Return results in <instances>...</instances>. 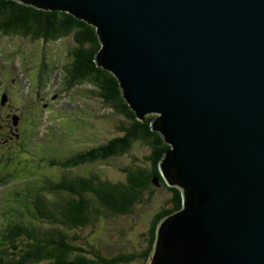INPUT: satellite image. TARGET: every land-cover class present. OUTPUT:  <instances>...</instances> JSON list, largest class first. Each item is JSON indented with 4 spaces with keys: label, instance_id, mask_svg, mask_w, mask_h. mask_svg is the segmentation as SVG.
<instances>
[{
    "label": "water",
    "instance_id": "obj_1",
    "mask_svg": "<svg viewBox=\"0 0 264 264\" xmlns=\"http://www.w3.org/2000/svg\"><path fill=\"white\" fill-rule=\"evenodd\" d=\"M18 1L92 24L96 64L137 119L156 114L182 203L145 264H264V0Z\"/></svg>",
    "mask_w": 264,
    "mask_h": 264
},
{
    "label": "trees",
    "instance_id": "obj_2",
    "mask_svg": "<svg viewBox=\"0 0 264 264\" xmlns=\"http://www.w3.org/2000/svg\"><path fill=\"white\" fill-rule=\"evenodd\" d=\"M0 33L29 36L45 42L71 35L74 46L70 51V61L64 64L63 89L89 83L97 88L108 107L129 122L122 127L121 135L97 146L75 150L64 159H59V153L53 151L52 154L38 149L35 153L31 152L22 126L23 118L22 124H15L10 112L5 115L6 119L0 116V144L11 145L0 149V187L9 184L14 177L9 169V155L18 151H26L31 162L38 160V166L44 163L45 168L57 170L55 177L44 172L40 179L33 178L25 184L26 187H18L16 203L5 216L6 222L0 226V264H145L159 219L179 208L182 203L180 190L167 186L159 172L158 161L169 145L163 142L157 130L151 129L150 121L156 115L147 114L144 120L135 117L122 97L118 79L112 72L96 64L95 56L100 49L96 28L68 11L37 8L18 0H0ZM42 66L47 67L45 63ZM38 71L35 72L38 82L34 80V75L31 82L34 80L39 85L41 80L47 81L48 75L42 70ZM0 88L1 98V93L6 94L7 89L3 84ZM36 117L39 119L38 115ZM28 121L34 123L32 118ZM21 126L22 130H19ZM135 141L152 147L150 166L125 169V179L115 182L82 174L80 169L86 165L123 154L130 150ZM37 153L41 157H37ZM153 178L170 191L171 204L155 213L149 225L146 246L140 253L107 256L91 240L86 243L77 240L81 237L76 230L88 228L95 220H101L111 213L130 212L143 191L151 186ZM138 258L140 262L136 261Z\"/></svg>",
    "mask_w": 264,
    "mask_h": 264
},
{
    "label": "rangeland",
    "instance_id": "obj_3",
    "mask_svg": "<svg viewBox=\"0 0 264 264\" xmlns=\"http://www.w3.org/2000/svg\"><path fill=\"white\" fill-rule=\"evenodd\" d=\"M73 46L71 35L45 42L29 36L0 33V86L3 84L7 89L6 94L1 93L0 116L6 119L5 115L10 112L15 124H22L24 119L22 126L32 153L36 149L48 154L53 151L59 153V159H64L75 150L97 146L121 135L122 127L129 123L119 112L103 102L97 88L91 84L83 83L68 90L63 89L64 64L70 61ZM42 63L47 67L44 68ZM37 67L48 75L47 81L41 80L39 85L35 78ZM32 75L37 81L33 80L36 85L31 82ZM3 94L5 99H2ZM31 118L34 123L28 121ZM22 126L19 130H22ZM7 146L11 145L1 143L0 149ZM24 152L9 155V169L14 177L9 184L0 187V226L6 222L5 216L16 203L18 187H26L25 184L30 180L40 179L45 173L55 177L57 172L45 168L44 163L38 166V160L31 162ZM151 154V146L135 141L129 151L88 164L80 170L82 174L96 175L111 182L123 181L125 169L150 166ZM36 156L41 157L38 153ZM170 199V191L153 178L151 186L143 191L130 212L111 213L101 220H95L88 228L76 230L81 237L77 240L85 243L91 240L107 256L140 253L146 246L150 222L157 211L171 204ZM140 260L136 259L137 262Z\"/></svg>",
    "mask_w": 264,
    "mask_h": 264
}]
</instances>
